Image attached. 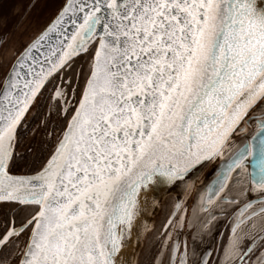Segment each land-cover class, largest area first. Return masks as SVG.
Masks as SVG:
<instances>
[{
    "label": "snow or ice",
    "instance_id": "obj_1",
    "mask_svg": "<svg viewBox=\"0 0 264 264\" xmlns=\"http://www.w3.org/2000/svg\"><path fill=\"white\" fill-rule=\"evenodd\" d=\"M51 5L0 59V264H264V0Z\"/></svg>",
    "mask_w": 264,
    "mask_h": 264
},
{
    "label": "flooded vegetation",
    "instance_id": "obj_2",
    "mask_svg": "<svg viewBox=\"0 0 264 264\" xmlns=\"http://www.w3.org/2000/svg\"><path fill=\"white\" fill-rule=\"evenodd\" d=\"M51 7V0H0V38L6 37L0 39V59L10 57L32 38L38 25L47 19ZM166 211L163 204L160 219Z\"/></svg>",
    "mask_w": 264,
    "mask_h": 264
},
{
    "label": "water",
    "instance_id": "obj_3",
    "mask_svg": "<svg viewBox=\"0 0 264 264\" xmlns=\"http://www.w3.org/2000/svg\"><path fill=\"white\" fill-rule=\"evenodd\" d=\"M140 195H141L142 198L146 196L149 199V201L152 198V192L151 191H149L148 193H141ZM172 195L174 196L175 194L173 193ZM167 198H170V197H168V196H162V199L163 200H166ZM142 202H143V200H142ZM162 209H163V204H161L156 209V211L151 215V217L148 220V223L149 224H151V223H158L159 222V219H160V217L162 215ZM132 249H133V244L130 241L128 243V245H127V248L125 249L126 254H129L130 255L131 252H132Z\"/></svg>",
    "mask_w": 264,
    "mask_h": 264
}]
</instances>
